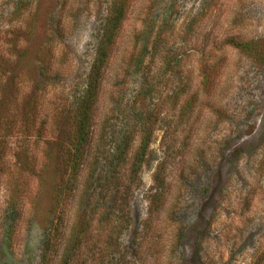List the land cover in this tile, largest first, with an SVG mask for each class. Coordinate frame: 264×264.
Wrapping results in <instances>:
<instances>
[{
	"label": "rangeland",
	"instance_id": "obj_1",
	"mask_svg": "<svg viewBox=\"0 0 264 264\" xmlns=\"http://www.w3.org/2000/svg\"><path fill=\"white\" fill-rule=\"evenodd\" d=\"M111 2L0 0V264H39L38 253H56L46 251L56 229L70 247L80 215L89 228L67 252L84 254L75 264H95L99 253H113L112 264L118 256L137 264V253H175L174 264H264V58L227 45L264 43V0H133L73 186L58 202L68 108L90 81ZM174 56L171 73L164 57ZM220 60L207 94L202 67ZM147 79L154 101L182 96L176 108L165 105L134 175L132 156L119 166L115 149Z\"/></svg>",
	"mask_w": 264,
	"mask_h": 264
},
{
	"label": "trees",
	"instance_id": "obj_2",
	"mask_svg": "<svg viewBox=\"0 0 264 264\" xmlns=\"http://www.w3.org/2000/svg\"><path fill=\"white\" fill-rule=\"evenodd\" d=\"M133 0H112L110 7L107 11V16L105 19V27L101 33L100 39L98 41V52L96 60L94 61L93 70L90 76V81L86 85L84 91L81 93L79 98L70 103L68 108L69 119L73 127V133L68 139V149L69 153L67 160H63L64 172L60 180V186L58 187L57 198L58 202L64 190L66 184L68 185L69 191L72 188V178L79 166L80 159L82 157V151L88 143L92 122L94 118V111L96 104L99 98L100 83L102 81V75L104 69L108 63V58L111 50L115 46L117 40L120 38L123 27L129 14L131 12ZM165 24L168 25V21H165ZM30 34H33V30H29ZM161 36H157L155 40L159 41ZM169 39V38H168ZM227 45L231 46L235 50H238L242 54L252 58L254 60L261 61L264 58V43L259 41H238L230 39L227 41ZM178 57L174 56L173 59L166 62V57H164V63L166 64L167 71L174 73L177 68L180 66V61L177 60ZM45 64L44 60L41 61V64ZM223 61H217L215 64L208 66L204 65L202 67L200 75V85L201 89L207 94H210L216 86L217 77L222 69ZM171 68V69H169ZM152 80L147 79L143 87L137 92V95L134 97L132 104L130 105V115L132 114L134 118L130 120V131L128 135L122 139L115 151L120 158L119 166L123 163H126L131 157L130 171L136 175L142 167V164L147 156V150L153 142L154 132L157 130L156 127L159 123V117L162 115L164 107L166 104H169L170 107L174 105L173 108H176L181 93L175 92L169 94L170 97L154 101L155 99L151 97L153 94ZM151 86V87H150ZM150 87V88H149ZM197 97H190L185 106L187 110L191 108L192 102L196 101ZM150 102H155V105H149ZM165 102V103H164ZM184 110V109H183ZM184 112H187L184 110ZM33 113V109L31 110ZM30 114V116H31ZM39 134V132H37ZM134 147L136 148L134 150ZM121 161V162H120ZM70 177V179L67 177ZM66 189V190H68ZM13 204H18V201H14ZM63 212H58L61 215ZM63 218V216H61ZM85 219V215H80L77 218V225L75 226L76 237H73L69 242V246L66 241L58 242L63 240L64 234L59 232L57 229L54 231L56 236L59 235L58 241H52L47 247L46 251L56 253H38L39 254V264H75L81 261L84 256L83 253H67L69 249L77 248V238L81 239L84 237L88 231L89 225ZM54 234V235H55ZM65 240V239H64ZM58 242V244H57ZM57 244V246H55ZM81 244V242H80ZM57 247H64L62 253H57ZM89 258L94 253H85ZM113 253H99L97 259H93L95 264H112L107 261L110 260ZM175 253H137L134 257V260L137 264H174ZM125 257L118 256L113 264H127ZM107 262V263H104ZM128 264H130L128 262ZM178 264V263H177Z\"/></svg>",
	"mask_w": 264,
	"mask_h": 264
}]
</instances>
